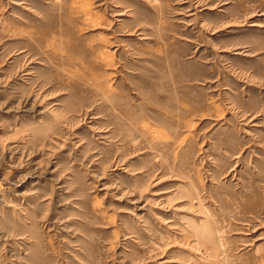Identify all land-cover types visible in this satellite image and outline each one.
I'll return each instance as SVG.
<instances>
[{"label": "rangeland", "instance_id": "374dc122", "mask_svg": "<svg viewBox=\"0 0 264 264\" xmlns=\"http://www.w3.org/2000/svg\"><path fill=\"white\" fill-rule=\"evenodd\" d=\"M0 264H264V0H0Z\"/></svg>", "mask_w": 264, "mask_h": 264}, {"label": "bare ground", "instance_id": "6f19581e", "mask_svg": "<svg viewBox=\"0 0 264 264\" xmlns=\"http://www.w3.org/2000/svg\"><path fill=\"white\" fill-rule=\"evenodd\" d=\"M254 25H256V24H254Z\"/></svg>", "mask_w": 264, "mask_h": 264}]
</instances>
